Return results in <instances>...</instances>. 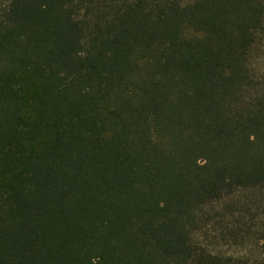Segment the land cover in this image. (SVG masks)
<instances>
[{"label":"trees","instance_id":"1","mask_svg":"<svg viewBox=\"0 0 264 264\" xmlns=\"http://www.w3.org/2000/svg\"><path fill=\"white\" fill-rule=\"evenodd\" d=\"M0 264H264V0H0Z\"/></svg>","mask_w":264,"mask_h":264},{"label":"rangeland","instance_id":"2","mask_svg":"<svg viewBox=\"0 0 264 264\" xmlns=\"http://www.w3.org/2000/svg\"><path fill=\"white\" fill-rule=\"evenodd\" d=\"M218 228V227H217Z\"/></svg>","mask_w":264,"mask_h":264}]
</instances>
